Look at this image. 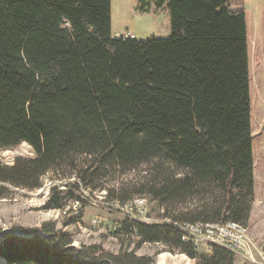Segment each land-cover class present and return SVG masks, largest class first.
<instances>
[{"label":"trees","instance_id":"obj_1","mask_svg":"<svg viewBox=\"0 0 264 264\" xmlns=\"http://www.w3.org/2000/svg\"><path fill=\"white\" fill-rule=\"evenodd\" d=\"M135 1L169 14L168 37L112 36L111 0H0V147L25 142L34 153L0 160V194L38 188L50 171L77 192L53 185L44 208L81 201L80 184L108 199L146 195L171 222L124 219L122 244L161 242L194 264H234L233 251H199L176 223L249 221L245 0ZM132 171L134 185L105 186ZM15 228L0 230L3 264H153L133 248L76 247L53 220Z\"/></svg>","mask_w":264,"mask_h":264},{"label":"rangeland","instance_id":"obj_2","mask_svg":"<svg viewBox=\"0 0 264 264\" xmlns=\"http://www.w3.org/2000/svg\"><path fill=\"white\" fill-rule=\"evenodd\" d=\"M243 9L247 28L254 177V201L246 228L249 240L257 250L262 251L264 250V0H245ZM126 33H133L136 39L151 36L168 37L170 35L169 14L161 12L158 15H151L148 12L139 11L136 9L135 0H111V34L116 37L125 36ZM33 155L31 147L25 142L10 148L0 147V160L4 163H11L17 156ZM138 177L137 171H132L117 179H106L104 184L113 186L116 180H119L130 187L138 181L136 179ZM68 180L74 179L65 180L49 171L43 176L41 186L38 188L8 186L7 190L0 194V230L9 232L17 226L38 227L45 220H53L58 227L71 233V244L76 247L81 244L95 243L109 252H117L121 248L127 250L133 248L138 255L150 256L153 264H194L188 255L171 251L161 242H144L134 247V239L129 242L124 237L122 244L116 232L124 216L105 204L107 200L114 199L106 197L104 188L89 189L80 184L81 201L79 202H84L80 204L82 206L80 216L75 222L64 225V221L77 215L75 208L77 209L78 206L75 207V201L65 199L63 208H44V204L53 185H59L61 190L69 188L77 192L72 186L63 185ZM133 196L146 199L148 222H171L168 217L161 215L162 208L155 201L146 195ZM199 251L207 252L208 250L205 246ZM243 253L234 252V264H264L260 252H254L252 258L246 257ZM3 262L2 258L0 264Z\"/></svg>","mask_w":264,"mask_h":264},{"label":"built area","instance_id":"obj_3","mask_svg":"<svg viewBox=\"0 0 264 264\" xmlns=\"http://www.w3.org/2000/svg\"><path fill=\"white\" fill-rule=\"evenodd\" d=\"M126 36L133 37L134 35L126 33ZM75 204V207L81 206V203L77 200H75ZM105 204L109 208L119 211L124 216V219H136L148 222L146 199L141 196H133L125 200H107ZM176 224L182 231L183 240L191 242L197 249H202L206 246L208 250L212 244H216L233 252L243 253L244 251L243 254L251 258L254 256V252H260L264 260V250H257L248 238L246 226L241 223L234 221L219 223L196 221Z\"/></svg>","mask_w":264,"mask_h":264},{"label":"water","instance_id":"obj_4","mask_svg":"<svg viewBox=\"0 0 264 264\" xmlns=\"http://www.w3.org/2000/svg\"><path fill=\"white\" fill-rule=\"evenodd\" d=\"M236 9H238V8H236V7H233V10H236ZM244 9H246V7H244ZM15 232L16 233H18V234H22L20 231H18V230H15ZM0 238H1V236H0ZM4 263V262H3Z\"/></svg>","mask_w":264,"mask_h":264},{"label":"crops","instance_id":"obj_5","mask_svg":"<svg viewBox=\"0 0 264 264\" xmlns=\"http://www.w3.org/2000/svg\"><path fill=\"white\" fill-rule=\"evenodd\" d=\"M131 34H133V33H131ZM135 37V36H134Z\"/></svg>","mask_w":264,"mask_h":264}]
</instances>
